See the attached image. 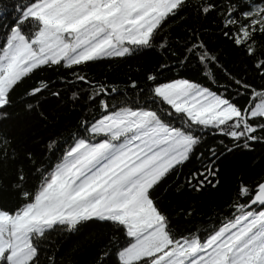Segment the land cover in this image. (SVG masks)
I'll return each instance as SVG.
<instances>
[{"label":"snow or ice","instance_id":"snow-or-ice-1","mask_svg":"<svg viewBox=\"0 0 264 264\" xmlns=\"http://www.w3.org/2000/svg\"><path fill=\"white\" fill-rule=\"evenodd\" d=\"M186 11L212 17L220 36L251 61L259 86L230 72L200 29L179 38L165 32ZM0 20L8 21L0 24V122L9 118L15 89L46 69L69 70L71 99L87 109L66 148L45 142L53 157L46 167L0 132V194L16 201L9 208L0 198V264H63L53 238L90 224L112 229L91 264H264V177L251 185L239 180L216 219L194 229L180 231L161 200L165 182L193 159L200 167L182 187L201 193L221 184L225 153L264 143V0H0ZM157 47L177 68L195 61L216 90L185 77L160 82L156 71L143 87L131 81L129 93L85 71ZM49 86L42 80L27 95L38 105ZM208 135L232 147L209 148L205 157L198 149ZM5 175L15 179L5 184Z\"/></svg>","mask_w":264,"mask_h":264},{"label":"trees","instance_id":"trees-1","mask_svg":"<svg viewBox=\"0 0 264 264\" xmlns=\"http://www.w3.org/2000/svg\"><path fill=\"white\" fill-rule=\"evenodd\" d=\"M7 22L0 20V24ZM193 28L200 29L204 34V39L209 41V47L221 57L224 66L230 72L238 76L244 75L250 82L257 86L260 85L261 81L254 75L251 61L235 49L228 40L220 36L212 17L202 19L194 11H186L179 18L171 20L165 32L179 38ZM164 63L169 64L171 70H160L159 66ZM85 71L95 81L116 86L129 93L132 91L129 88L131 81L135 80L143 87L146 74L156 71L161 72L158 76L160 82L185 77L204 83L213 90L217 88L216 84L206 80L195 61L191 62L187 68H177L176 58L158 47L153 51L133 57L101 61L88 66ZM71 79V72L63 68L36 72L11 94L12 105L8 109L9 118L0 122V132L11 140L12 145L21 153L32 151L38 162L44 161L43 166L45 167L48 161L53 159L50 152L44 151L45 142L54 138L58 146L63 145L66 148L68 144L65 141L71 143L69 137L78 133L77 126L82 112L87 113V109L82 110L71 99L72 91L76 89L65 83L66 80ZM42 80L49 82L50 86L48 91L37 98L39 101L37 105V100L28 96L27 93ZM226 82L221 75L219 84ZM53 91H59L61 96L58 98L52 96ZM237 99L241 104L245 103L243 98ZM29 102L33 104L34 110L28 109ZM40 113L47 118H42ZM221 140L224 141L223 144L220 143ZM225 145L232 147V141L219 135H208L199 147L198 153L203 152L207 157L209 148L220 151ZM55 155L59 157L61 152L57 151ZM218 163L221 184L216 189L208 188L201 193H196L182 187L188 173L200 167L196 159L182 169V174L178 178L173 176L165 182L164 188L167 191L161 193L162 207L178 225L180 231L194 229L210 218L215 220L220 208L234 195L239 180L242 179L251 185L264 177V143H255L251 150L245 149L242 145L233 148V151L225 153ZM13 179H15L14 175H5L4 183L7 184ZM178 185L180 186L179 191L177 190ZM0 198L6 207H15L16 201L10 192H3ZM189 210L193 212V215H186ZM111 234L112 229L108 225L90 224L77 234L54 237L55 248L52 251L57 253V260L63 261V264H68L70 259L78 261L79 264H91V257L97 248L103 245ZM45 264H47L46 261Z\"/></svg>","mask_w":264,"mask_h":264}]
</instances>
